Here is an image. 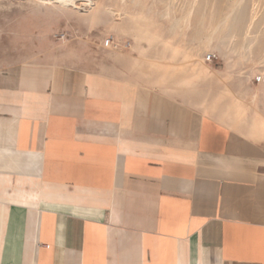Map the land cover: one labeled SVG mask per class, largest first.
I'll use <instances>...</instances> for the list:
<instances>
[{"label":"crops","instance_id":"crops-1","mask_svg":"<svg viewBox=\"0 0 264 264\" xmlns=\"http://www.w3.org/2000/svg\"><path fill=\"white\" fill-rule=\"evenodd\" d=\"M133 72L0 66V264H264V134Z\"/></svg>","mask_w":264,"mask_h":264},{"label":"rangeland","instance_id":"rangeland-1","mask_svg":"<svg viewBox=\"0 0 264 264\" xmlns=\"http://www.w3.org/2000/svg\"><path fill=\"white\" fill-rule=\"evenodd\" d=\"M91 1L92 9L86 0L77 8L0 0V66L44 54L68 65L130 66L133 78L250 136L264 134V0ZM202 62L206 73H193Z\"/></svg>","mask_w":264,"mask_h":264},{"label":"bare ground","instance_id":"bare-ground-1","mask_svg":"<svg viewBox=\"0 0 264 264\" xmlns=\"http://www.w3.org/2000/svg\"><path fill=\"white\" fill-rule=\"evenodd\" d=\"M36 2H38V3H41V4H58L59 6H61V7H65V8H67V7H70V6H72V7H75V8H77V4H76V1L77 0H35ZM87 2H86V4L85 5H87V6H89V8L90 9H92L93 8V4H92V1L91 0H86ZM84 4V3H83ZM255 7V6H254ZM258 12H256L255 11V8H253L252 9V11H251V18H250V23L248 24V28H247V30L249 31L250 30V27H251V25H252V23L254 22L253 21V19L254 18H256L255 16H257L256 14H257ZM189 16L190 15H188V16H185L186 17V21L189 19ZM225 19H227V17L225 18ZM225 21V20H224ZM222 20L221 21H219V24L218 25H222ZM220 25V26H221ZM216 28H217V26H216ZM216 30V29H215ZM217 31V30H216ZM214 33H215V31H214ZM212 35H213V33L212 32H210V33H208L206 36H205V41L206 42H209L210 40H211V38H212ZM256 94H257V90H254V92L252 93V96H253V98H255L256 97Z\"/></svg>","mask_w":264,"mask_h":264},{"label":"built area","instance_id":"built-area-1","mask_svg":"<svg viewBox=\"0 0 264 264\" xmlns=\"http://www.w3.org/2000/svg\"><path fill=\"white\" fill-rule=\"evenodd\" d=\"M212 59V55L211 54H208L207 56H206V60H211Z\"/></svg>","mask_w":264,"mask_h":264}]
</instances>
